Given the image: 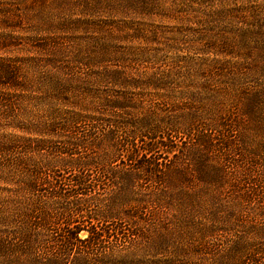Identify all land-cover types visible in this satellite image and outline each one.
<instances>
[{
	"label": "rangeland",
	"instance_id": "1",
	"mask_svg": "<svg viewBox=\"0 0 264 264\" xmlns=\"http://www.w3.org/2000/svg\"><path fill=\"white\" fill-rule=\"evenodd\" d=\"M24 1L0 0V31L5 30L4 17L17 19L15 14L24 10ZM31 1L52 5L50 15L47 11L43 17L50 20L51 31L31 29L36 24L32 17L15 32L26 39L20 41L22 44H30L28 37L38 41L52 37L86 56L89 65H78V79L99 80L98 74L106 71H118L125 78L113 83L112 76H104L109 80L99 85L108 99L125 97L124 109L102 110L101 124L55 132L48 142H53L55 149L69 148L67 142L79 139L105 142V160H120L121 170L125 169L127 148L131 149L129 142H138L143 160L144 148L158 145L147 160L161 165V176L175 182L169 188L155 184L143 172H137L139 159L132 163L128 171L140 179L133 181V201L124 210L136 217H124L109 226L111 230L118 228L121 235L116 242L114 239L113 246L110 241L105 246L129 255L145 246V240L132 239L129 234L144 229L149 238L157 239L163 227H153L164 220L165 228L172 233L179 229L176 241L167 246V264H252L251 256L264 264V0H147L143 8L133 0ZM33 14L25 12L22 18ZM254 94L260 95L262 102L261 107H254L260 117L256 120L245 115L246 99ZM148 124L156 132L141 135L138 128ZM9 132L23 137L19 132ZM134 132L139 139L129 138ZM3 135L6 129L0 130ZM110 142H119L120 151L112 152ZM84 151L80 150L88 156ZM52 159L38 158L36 163L42 166ZM53 163L54 183L63 188L72 186L73 171L55 159ZM129 164L126 162V168ZM216 168L221 170V181L211 185L198 182V177ZM21 176L17 170L11 173V167L0 172V218H13L4 223L5 227L0 226V233L13 231L14 222L21 217L18 210L29 197L21 192L20 183L23 187L27 179ZM3 177L10 184L2 181ZM88 179L96 188L91 194L102 202L101 206L109 205L119 193L113 181H122L97 170L90 172ZM182 184L180 191L185 194L181 198L199 208L192 216L187 213L184 221L180 218L175 224L176 208L158 212L151 203L141 205L137 201H154L158 193L175 192ZM213 196H217L215 201ZM90 203L84 207L87 211L101 210L96 201ZM12 238L16 258L22 264L31 258L48 259L47 251L26 254L25 244ZM236 245H242L245 251L231 257ZM46 246L47 250L56 247ZM91 256L85 261L95 264L99 255L94 252ZM75 259L64 262L72 264ZM142 259L136 255L117 263ZM145 261L154 258L148 256Z\"/></svg>",
	"mask_w": 264,
	"mask_h": 264
},
{
	"label": "trees",
	"instance_id": "2",
	"mask_svg": "<svg viewBox=\"0 0 264 264\" xmlns=\"http://www.w3.org/2000/svg\"><path fill=\"white\" fill-rule=\"evenodd\" d=\"M132 3L143 8L147 5V0H133ZM21 4L24 5V10L15 14L17 19L4 17L2 26L5 30L0 31V130L6 129V135L0 136V172L11 167V173L12 170H17L23 177L26 175V182H23V187L20 183V189L21 192L28 193L29 197L18 210L21 217L14 222L13 231L0 233V264H22L19 258H16L18 252L16 245L11 243L12 237L25 244L26 254L32 253L33 250L47 251L50 254L47 260L31 258L23 264H66L64 261L70 257L76 258L72 264H88L85 260L92 257L91 254L94 255V252L95 256L99 255L95 264H118L119 260L136 255H141L144 259L120 264H167L165 260L167 246L176 241L175 233L179 229L175 228L172 233L170 229L165 228L167 223L166 221L163 223L164 220H158V224L153 227L154 229L163 227V230H159L160 236L157 239L149 238L150 235L144 229L132 231L129 234L132 239L135 237L137 240H145V246L132 250L129 255H123L114 247L105 246L107 241L113 246L114 239L116 242L121 235L118 228L111 230L108 229L109 226H114L124 217H136L134 213L124 210L130 208L129 203L133 201L131 200L133 181L140 179L137 174L128 171L132 163L139 159L137 172H143L151 182L166 188L174 185L175 182L170 181L167 175L161 176V165L147 160L148 155L153 153L158 145H147L144 148L143 160L139 156L138 142H129L131 149L127 148L128 156L125 157L126 162L129 161L130 164L126 168L125 162V169L121 170L120 160L108 162L105 160V142H88L91 138L79 139V142H67L69 148L66 149H55L51 145L53 142H48L52 140L55 132H66L82 124H101L104 122L101 117L104 115L102 110L124 109L125 97L122 100L108 99L100 92L99 85L109 80L104 76H112L115 79V81L111 79L113 83L125 81V78L118 71H106L98 74L99 80L96 77L78 79L76 73L78 65L87 67L89 65L86 56L73 51L72 48L64 47L52 37L42 41L28 37L30 44H22L20 41L26 39L15 32L32 17H35L36 24L31 26V29L51 31L50 20L47 18L45 21L43 17L47 11L50 15L52 5L48 2L41 5L31 0H25ZM28 11H33L34 16L22 18ZM259 96L254 94L246 99L248 103L245 115L252 116L255 120L260 118L256 110L262 106ZM138 130L141 135L146 132L152 135L156 132L150 124L142 125ZM9 131L19 132L23 137L12 135ZM149 137L153 140L152 136ZM129 138L137 140L140 136L134 132ZM68 139L73 138L69 136ZM109 144L112 152L120 151L119 142ZM162 146L172 149L167 144ZM81 149L85 150L84 154L89 152V155H82ZM6 156H14V159L6 160ZM43 157L53 159L41 166L36 160ZM54 159L62 167L73 171L72 186L69 188L54 183L55 172L52 174ZM95 170L99 173L109 172L113 179L122 180L113 181L112 184L117 187L119 193L111 198L107 206H101L102 202L91 194L92 189L96 188L88 178L89 173ZM197 179L202 184L211 185L221 181V170L216 168L215 172L205 173ZM2 181L10 184L7 178L3 177ZM17 187L19 188L18 184ZM182 187L183 184L175 192L158 193L154 201L146 202L142 200L143 198L137 201L141 205L151 203L153 209L158 212L174 211L176 208V224L180 218L184 221L187 213L192 216L199 209L189 206L185 202L186 199L181 198L182 194H185L180 191ZM216 197L213 196V201ZM93 201L101 206V210L95 213L84 208ZM181 213H185V216L183 217ZM9 219L13 218L1 216L0 226L5 227L4 223H8ZM48 244H54L56 247L47 250ZM136 250L137 254L134 253ZM244 251L242 245H236L231 257H237ZM148 256L154 258V261H145ZM249 261L258 264V259L254 256H251Z\"/></svg>",
	"mask_w": 264,
	"mask_h": 264
}]
</instances>
